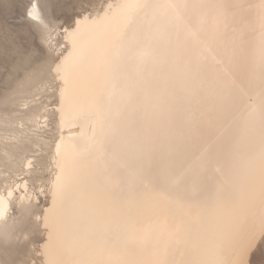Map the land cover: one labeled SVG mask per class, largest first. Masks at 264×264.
Returning <instances> with one entry per match:
<instances>
[{
	"label": "bare ground",
	"instance_id": "obj_1",
	"mask_svg": "<svg viewBox=\"0 0 264 264\" xmlns=\"http://www.w3.org/2000/svg\"><path fill=\"white\" fill-rule=\"evenodd\" d=\"M124 2L106 0L99 9L76 16L71 26L75 27L74 21L86 14L93 18L102 14L109 3ZM142 2L154 7L137 15L129 39L147 54L120 64L114 92L106 98L105 110L110 113L104 137L106 166L97 164L100 153L95 141L99 130L94 136V113L79 115V106L86 103L93 89L82 71L71 74L76 103L65 106L63 126L58 111L63 85L50 73L55 83L52 109L48 105L39 108L28 96L32 100H25L24 108H17L8 121L0 117V161L5 162V168L0 169V191L6 195V184L20 186L6 219L0 221V233L7 234L0 243L22 239L23 226L35 217L33 224L44 233L37 251L40 264L49 260L75 264L81 259L104 264L124 260L130 264H158L168 234L178 224L183 240L179 246H169L170 261H209L215 254L228 258L232 227L245 215L254 214L258 220L264 211L261 0ZM170 4L181 7H167ZM217 17L222 21L218 26L214 22ZM34 20L48 28L41 10L40 19ZM68 27L61 29L64 55L71 50L64 35ZM84 32L88 47L95 42L90 24L84 25ZM50 116L55 118L56 132L52 146L43 137ZM42 151L50 160L51 173L43 190L35 193L31 179L29 183L26 177L10 184V172L14 171L10 170L18 167L16 160ZM57 160L66 162L72 182L67 199L57 198L54 204ZM34 165L31 158L22 165L23 174L31 178ZM21 196H25L23 201ZM39 196L47 203L37 212ZM13 207L20 215L17 218H13ZM117 224H128L137 238L127 248L121 245L111 256L101 255L84 239L85 234L93 238L108 235L115 244L108 229H115Z\"/></svg>",
	"mask_w": 264,
	"mask_h": 264
},
{
	"label": "snow or ice",
	"instance_id": "obj_2",
	"mask_svg": "<svg viewBox=\"0 0 264 264\" xmlns=\"http://www.w3.org/2000/svg\"><path fill=\"white\" fill-rule=\"evenodd\" d=\"M152 7L154 5L142 2V0H125L124 3L118 5L109 3L102 14H98L95 18L91 14H86L74 21L75 27L69 25L68 28L64 29L65 39L71 44V50L67 52V55H64L63 51L56 52L55 48L51 49L53 54L48 72L52 74L54 80L61 81L63 85L60 89L61 104L58 109L61 114L62 126L65 106L72 107L76 103L71 84L72 72L75 70L86 73L89 81L93 84V89L87 96L86 103L79 106V115L86 116L88 113H94L96 117L93 132L95 136L97 129L99 130V138L95 141L97 151L100 153L97 160L98 165L104 164L106 166L104 137L110 118V113L105 110L106 98L110 99L114 92L117 70L120 64L125 60L142 58L147 54L145 49L129 39V34L134 32L136 28L137 15ZM167 7L179 9L181 5L170 4ZM259 7L262 10L261 23L264 26V0H261ZM28 16L32 19H40V5L38 3L33 2L31 4ZM214 22L218 26L222 21L221 18L217 17ZM86 24L91 25L95 41L88 47L84 44V25ZM185 27L187 30H191L190 25H185ZM46 42L51 43L50 36ZM61 47L64 48L65 46ZM29 78H32V74ZM60 148L61 145L58 143L56 146L57 157L61 155ZM56 164L59 173L54 185V204L57 198L67 199L68 189L72 182V176L69 174L66 162L57 160ZM142 179H147V177H142ZM19 187V184H16L15 188L6 184V195L4 191H0V221L6 219L14 192L18 191ZM24 192L27 193L26 182ZM20 199L23 201L25 196H21ZM45 220L47 226V217ZM108 232L111 233L117 243L113 244V240L108 235L93 238L85 234L84 239L89 241L92 247L97 248L101 255L111 256L121 245L127 248L129 243H134L137 238V234L130 231L128 224H117L115 229L109 228ZM6 236V233H0V239H6ZM228 239L230 249L228 258L215 254L214 258L209 261L181 260L179 264H254L253 256L264 244V211L260 213L258 220L254 214L251 217L245 215L239 224L232 227ZM182 240L183 233L180 224H178L175 231L168 234L164 255L158 260V264H176V261H170L167 258L169 246L173 243L179 246ZM176 250L180 251L179 247ZM47 264H56V262L49 260ZM75 264H104V262L81 259ZM116 264H130V262L124 260L117 261ZM259 264H264V254H262Z\"/></svg>",
	"mask_w": 264,
	"mask_h": 264
},
{
	"label": "rangeland",
	"instance_id": "obj_3",
	"mask_svg": "<svg viewBox=\"0 0 264 264\" xmlns=\"http://www.w3.org/2000/svg\"><path fill=\"white\" fill-rule=\"evenodd\" d=\"M32 1L33 0H0V113H4L7 118L1 114L0 117L3 120L7 119V121L17 108L23 109L24 105L32 99L40 105L39 108L48 105V108L52 109L55 101V97L53 96L55 83L52 82L47 69L51 63L53 54L51 49L55 48L56 52L60 50L64 51V48L61 47L64 46L63 34L61 32L62 27L71 25L76 16L83 13H90L93 9H99L106 0H36L40 5L41 13L47 22L48 28L35 22L34 19H31L26 14L30 9L29 7L34 2ZM50 35L52 36L53 42L49 44L46 40ZM45 64H48V66ZM33 71L34 73H32ZM27 73H32L31 79L34 83L30 81ZM28 81L30 82L28 83ZM18 82L20 83L18 84ZM30 85H33V88L30 87ZM28 89H30V92L27 93ZM45 90L47 91L45 92ZM25 100L26 103H24ZM53 118L54 116L49 117L50 123H48V132L43 135V137L49 141L50 146H52V142L56 139ZM5 128L6 126L3 125L2 129L5 130ZM23 157L24 158L21 157L16 160L18 167L10 170L14 171L10 172L12 179L10 180L11 183H9L12 184V181L19 182L23 177H26L29 183L32 181L30 186L34 191L36 190L35 193L42 191V187L47 185V179H49L51 175L50 160H48L47 153L45 151L38 153L30 152L24 154ZM30 157L34 158V162L36 163V165H34L35 173L30 175L31 178H29V175L26 176L23 174V168L25 167H22V165H25V163L31 159ZM1 163L0 166L3 167H0V169H4L5 166L3 164H5V162ZM15 171L18 172L15 173ZM21 173L23 175L22 177H20ZM45 203H47V199L40 197L39 204L37 203V212L42 210L43 206L46 205ZM12 210L14 213L13 218L20 216L18 215L17 209L13 207ZM32 221H36V218L33 217L29 219L30 223L26 222L23 226L21 230V232L23 231L22 234H24L22 239L17 238L11 242L0 243V264H33V262L34 264H40L37 251L44 233L38 226L34 225ZM30 227L32 228V233L29 231L31 230ZM25 231L28 233H25ZM262 254H264V244L260 246V249L253 256L254 264H259Z\"/></svg>",
	"mask_w": 264,
	"mask_h": 264
}]
</instances>
